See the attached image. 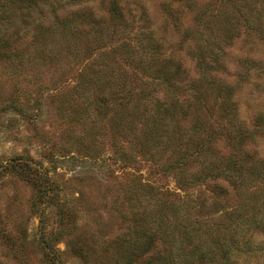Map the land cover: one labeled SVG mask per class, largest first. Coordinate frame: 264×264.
<instances>
[{
  "label": "rangeland",
  "instance_id": "obj_1",
  "mask_svg": "<svg viewBox=\"0 0 264 264\" xmlns=\"http://www.w3.org/2000/svg\"><path fill=\"white\" fill-rule=\"evenodd\" d=\"M173 94L146 146L129 111ZM18 158L47 183L2 170ZM161 216L264 264V0H0V264H114Z\"/></svg>",
  "mask_w": 264,
  "mask_h": 264
},
{
  "label": "trees",
  "instance_id": "obj_2",
  "mask_svg": "<svg viewBox=\"0 0 264 264\" xmlns=\"http://www.w3.org/2000/svg\"><path fill=\"white\" fill-rule=\"evenodd\" d=\"M112 11L118 20H122V14L120 12V9L118 5L115 3L111 4ZM72 21L71 19L65 20V24L69 29L71 27ZM208 52V51H205ZM212 52V51H211ZM199 66L202 68L204 66V62L201 59ZM149 68V66H148ZM158 78L164 77L165 82L164 84L167 85V88H171L173 90L179 89V86H176L175 83H170V81H181V78L186 75V70L182 69L181 66H175L172 68L171 72L168 73L166 68H161L160 71H157ZM170 80V81H169ZM216 85V82L215 84ZM190 90H193L196 92L197 84L195 82L189 84ZM198 96V95H197ZM176 96L173 94L170 97L169 102H163V101H157L155 103L154 109L152 110V113L144 114V112H140L139 110H132L129 111V115L131 116V119L138 120L143 125L142 127V134L141 138L143 139V143L147 145H156V142L161 140L163 138L164 132L163 129H165V121L171 116L174 111L179 107V103L182 104V101L178 98H175ZM199 97V96H198ZM197 97V98H198ZM196 98V97H195ZM196 98V99H197ZM202 98V97H199ZM150 95L148 94H141L139 98V102L144 100H149ZM180 101V102H179ZM144 104H142L143 106ZM140 108V107H139ZM138 108V109H139ZM173 119V121L177 120L176 116L170 117ZM125 119L122 117L121 121ZM175 125V124H174ZM141 129V128H140ZM136 128L135 126L129 127V129L125 130V134L128 137L134 136ZM165 131V130H164ZM171 130L167 128L166 132H170ZM204 129L202 127V124L198 121H195L191 124L190 131L185 132V136L188 137V135H196L201 134ZM176 132V131H175ZM184 133V132H183ZM178 132L175 135H182ZM243 139V137H241ZM208 142L210 140H207ZM236 148L238 145H236ZM32 161L29 159H23L18 158L14 159L13 162L10 164L1 167L4 171H10L15 172L17 174H20L24 177H26L29 180H33L36 182L42 181L43 183H47V178L45 177L44 172L35 164L32 165ZM184 164V163H183ZM182 164V165H183ZM181 165V166H182ZM226 169V167L224 168ZM223 169V171H225ZM224 175V174H223ZM227 176L225 175V178ZM230 182H234L232 177H228ZM47 188L45 186L43 194L47 193ZM132 201H134V198H129ZM150 223H152L150 221ZM158 225L162 227H156L155 231L160 232L157 235V232H153L150 235H143L144 232H140L136 235V238L133 242L130 243V246L127 247L128 249L123 250L122 254L119 257H113L111 261L114 264H135V262L140 257H147L149 254L153 257V259L157 264H210L214 263L212 260L218 259L219 261H223L224 264H228L230 261V256L227 258V246L226 241L218 242V241H208L202 239V235L205 233H201L199 235L198 228L197 227H182V232L178 231L177 228L171 229V227H174L172 222L169 221L168 217L161 216V220L158 221ZM177 232V234H176ZM180 232V233H179ZM236 232L231 233L230 235L235 239ZM210 236V235H209ZM223 236V235H221ZM220 236V237H221ZM163 240V252L162 254L157 252V239ZM144 239V240H143ZM233 243L235 241H232ZM242 242V243H241ZM239 243L240 248H239ZM250 244V239H238L237 240V249L242 251L244 248H242L243 245ZM189 248V252L184 256L181 255L180 252H183L185 249ZM224 254V255H223ZM232 256V254H231ZM222 258V260H221ZM237 260L232 261L230 264H236Z\"/></svg>",
  "mask_w": 264,
  "mask_h": 264
}]
</instances>
